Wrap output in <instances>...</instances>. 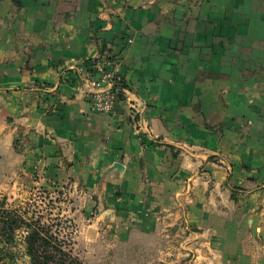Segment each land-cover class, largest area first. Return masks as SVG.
Instances as JSON below:
<instances>
[{
    "label": "crops",
    "instance_id": "1",
    "mask_svg": "<svg viewBox=\"0 0 264 264\" xmlns=\"http://www.w3.org/2000/svg\"><path fill=\"white\" fill-rule=\"evenodd\" d=\"M102 59L115 117L79 89ZM33 186L264 264V0H0V190Z\"/></svg>",
    "mask_w": 264,
    "mask_h": 264
},
{
    "label": "rangeland",
    "instance_id": "2",
    "mask_svg": "<svg viewBox=\"0 0 264 264\" xmlns=\"http://www.w3.org/2000/svg\"><path fill=\"white\" fill-rule=\"evenodd\" d=\"M74 193L65 186H33L15 196L0 190V206L41 220L84 264H219L201 257L194 235L189 236L182 226L163 225L158 234H139L119 226L124 219L118 220V215L115 223L106 225L102 210L86 215L90 210H82L85 203ZM6 248L3 264H31L21 231Z\"/></svg>",
    "mask_w": 264,
    "mask_h": 264
},
{
    "label": "trees",
    "instance_id": "3",
    "mask_svg": "<svg viewBox=\"0 0 264 264\" xmlns=\"http://www.w3.org/2000/svg\"><path fill=\"white\" fill-rule=\"evenodd\" d=\"M233 198L239 189L231 187ZM22 232L31 264H84L66 248L57 234L39 219L27 218L0 206V264L7 258V246Z\"/></svg>",
    "mask_w": 264,
    "mask_h": 264
},
{
    "label": "built area",
    "instance_id": "4",
    "mask_svg": "<svg viewBox=\"0 0 264 264\" xmlns=\"http://www.w3.org/2000/svg\"><path fill=\"white\" fill-rule=\"evenodd\" d=\"M97 67L95 76H88L81 80L79 89L83 97L88 101L92 112L104 113L108 116H117V95L115 84L119 73L120 64L102 59ZM139 112L130 107V117L137 132L141 130V123L137 119Z\"/></svg>",
    "mask_w": 264,
    "mask_h": 264
}]
</instances>
